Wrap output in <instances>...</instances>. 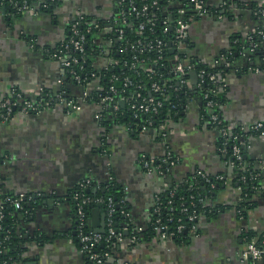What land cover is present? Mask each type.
<instances>
[{
    "label": "crops",
    "instance_id": "obj_1",
    "mask_svg": "<svg viewBox=\"0 0 264 264\" xmlns=\"http://www.w3.org/2000/svg\"><path fill=\"white\" fill-rule=\"evenodd\" d=\"M47 1H53L50 11L32 14H13L0 2V96L15 90L35 99L45 91L53 94L64 88L41 113L16 112L0 122L1 192L24 194L35 203L17 225L26 243L20 260L13 264H102L89 260L73 240L78 218L72 195L79 184L86 183L96 191L112 181L120 185L132 226L143 233L150 223L155 196L197 172L217 180L214 199L206 200L217 210L199 220L186 243L151 235L133 246L118 245L107 255L108 262L264 264V260L243 257L248 233L254 235L251 240L264 237V134L249 131L251 125L264 123V36L258 34L264 30V18L256 12L258 6L264 7V0H204L211 13L192 22L182 49L184 65L191 68L185 84L179 83L189 92L178 116L159 129L124 124L104 127L99 116L101 102L83 100V92L88 96L100 86L98 80L86 86L65 83V69L45 51L66 39L69 24L78 15L108 24L114 3L34 0L35 9ZM186 1L169 0L178 14ZM107 33L103 29L96 34L99 48L106 46ZM254 51L258 59L252 62L249 54ZM191 61L225 67L220 76L224 87L220 115L229 126L249 132L244 158L262 178L244 213L236 209L240 188L233 182V167L220 150V135L204 120L203 97L196 93L198 71ZM93 63L102 69L108 59L98 54ZM65 101L80 108L74 110ZM168 152L178 162L167 165L161 174L143 167V159L157 165ZM84 219L89 231L105 229L104 211L97 206L85 209Z\"/></svg>",
    "mask_w": 264,
    "mask_h": 264
},
{
    "label": "trees",
    "instance_id": "obj_2",
    "mask_svg": "<svg viewBox=\"0 0 264 264\" xmlns=\"http://www.w3.org/2000/svg\"><path fill=\"white\" fill-rule=\"evenodd\" d=\"M14 1L19 2V0ZM27 1L31 6H35L34 0ZM133 1L137 8L141 7L143 4L149 5L143 16L135 18L133 15H128L129 8L127 1H124L122 5H117L116 2L114 3V15L118 11L123 10L125 12V20L118 25V27L123 30L120 42H117L114 39L110 46H108V44L105 46L104 44V48L108 46L111 58L116 61L113 66L107 69H97L94 66V59L98 58V54H100L98 50L99 46L95 43L96 34L102 31L101 28L105 24L101 20L93 21L88 15H82V19L75 18L73 20V22L78 20L76 26L78 32L85 34L83 53L73 51V49H70L66 53V51L60 47V44L54 48H45V51H47L48 54L59 52L68 56L76 57L77 62L72 63L69 68L64 70L63 80L65 83H75L74 75L79 76L81 83H85V78L90 81L98 80L100 86L95 88L91 93L89 92L86 100L97 101L100 103V99L103 95L110 94L109 88L111 85L115 88L117 94L124 99V103L120 104L119 99L116 97L117 94L114 95V98L117 100V110H113L109 105L102 107L101 122L104 127H110L116 124L143 126L147 125V122L150 121V127L159 129L160 126L167 124L169 119H175L178 116L185 96L189 92L187 88L180 85L178 75L174 71L175 66L179 61L183 63L185 61V53L182 49L176 47L173 39L174 32L172 30L180 15L178 14L177 9L171 6L169 0ZM153 1H156V4L151 5ZM52 2L53 1H47L39 4L36 9L50 11L52 7L51 4H53ZM4 3L7 5L11 13H22L16 12V10L9 5L7 0H5ZM43 5H46V7H43ZM183 8L186 11V16L190 12L189 6L184 4ZM111 20L112 19H110V21ZM164 21H166L169 26L166 32H163V27L165 25ZM141 22L144 23L142 30L139 29V24ZM94 23L99 24L100 29H92L90 32H86V28ZM70 36L71 32L68 27V35L65 40ZM111 37H113V32L107 33L104 38L105 43L108 41L107 39ZM29 39L30 38L27 40ZM253 39L257 40L258 36L254 35ZM158 40L162 42L160 48L156 47ZM184 43L185 40L183 44ZM235 47H237V50L240 48L239 45H235ZM234 53L235 52L231 53V55H234ZM249 58L250 61L255 62L258 59V55L254 51L249 54ZM191 63H194L193 65H190L194 66L197 71L204 69L208 73L215 74V81L208 80L207 76H205L202 82L198 81L196 93L201 95V97H203L204 94H208L211 100L218 103L219 107L216 109L220 114V105L224 100V87L222 86L220 76L226 71L225 67L222 65L209 67L195 64V62L192 61ZM92 73L94 74L93 76ZM126 81H128L127 85L124 84ZM153 82L157 83L159 86L157 91L152 90L151 84ZM61 88L60 91L53 94L49 91H45V93L39 95L36 100L43 99L42 101H50L53 105L59 92L61 94L64 92V88ZM23 98L25 99L26 96ZM27 98L31 99L30 97ZM143 98H153L155 101H160L161 106H159L158 111L154 114H143L134 118L130 106L133 103L141 102ZM18 101L20 104V100ZM202 106L204 120L207 121L208 114L212 112V109L205 107V99L202 100ZM204 108H206V110H204ZM248 133L249 132H244L240 128L231 127L228 133V141L224 146L226 152L223 153L226 160H233V157L231 156V146L236 142L239 144L242 151V165L239 164L237 167H234L233 178L234 184L240 188V200L236 209L242 213L251 206L254 194L259 191L262 178L261 173L251 166H248L246 163L247 161L244 158V142ZM160 165L162 172L165 171L167 166L166 163L160 162ZM207 177H201L199 174L194 173L192 176H188L180 182L173 183L159 195L160 200L163 202L162 205H165L167 200H171L170 207L174 217V221L167 223V212L165 209H162L160 213L162 223L168 224L171 230H175L178 223H183L185 225L184 229L178 233L175 232L172 237V240L177 243H186L190 234L189 229L191 226V222L186 218V215L180 214L179 212L181 205L189 207L190 203L193 202V209L196 210L199 219L209 217L217 210L216 206L214 207L206 203V200L214 199L217 180L212 176ZM75 192H78L79 194L83 193L84 195L93 198H102L103 202L100 204L102 209H104L107 198H111L114 208L112 214V226L116 231L121 232L125 239L132 234H135L137 242H140L142 238L157 235L150 225H148V228L143 233L137 231L132 226L133 224L130 220L122 214L121 211L128 212L129 208L124 197L123 188L116 182L112 181L104 186L102 185L96 192L90 190L89 186L84 188L78 186ZM15 196L16 195L12 194H3L0 189V204L4 206V217L0 220V241L2 243L0 247L1 264H13L17 260H20L21 255L24 253L26 239L18 230L17 225L23 220H21V217L26 216V214L28 215L35 207V203L32 202V199L22 200L21 208H16L12 204L5 202L7 197ZM200 199L201 201H199ZM85 209L89 211L91 205H86ZM188 212L190 213V211ZM177 218L180 220L175 221ZM124 226L127 227L126 235ZM253 237L254 235L251 233L246 235L247 241L253 239ZM73 240L76 244L78 243V245H81L76 234L73 235ZM255 243L264 248V237L258 236ZM118 245H121V243H118L115 238H111L109 241L104 240L101 243L95 244L92 249L103 257L102 264H110L107 255Z\"/></svg>",
    "mask_w": 264,
    "mask_h": 264
},
{
    "label": "built area",
    "instance_id": "obj_3",
    "mask_svg": "<svg viewBox=\"0 0 264 264\" xmlns=\"http://www.w3.org/2000/svg\"><path fill=\"white\" fill-rule=\"evenodd\" d=\"M5 0H0V2H4ZM9 2V5L12 6L13 9L16 10V12H28V13H35L37 12V9H35L34 6H31L27 0H19L14 1V0H7ZM113 3L116 2L117 5H122L124 1H127L128 3V15H133L135 18H139L143 16L148 9L149 5L143 4L141 7L137 8L136 5L134 4L133 0H111ZM156 4V1H153L151 5ZM150 5V6H151ZM185 5L189 6L190 12L185 16V9L182 7L179 11V18L176 20V23L173 27V39L176 44V47L179 49H183L184 45V39L186 38L188 29L190 28L192 22H194L195 19L208 15L210 14V10L206 6L204 0H187L185 2ZM43 7H46V5H43ZM257 13H259L263 18H264V7L258 6ZM76 18L82 19V15H78ZM125 18V12L123 10L118 11L115 15H113L112 20L108 22V24L103 25L101 28L102 30L105 29L108 31V33L113 32V37L107 39L106 44L110 46L112 44L113 40L115 39L117 42H120L123 34V30L118 27L121 23L124 22ZM78 24L77 21H72L69 24V31L71 32V36L67 39L64 40L60 43V47L66 51V53L70 50L73 49V51H77L79 53H83V44L85 40V34L79 33L76 26ZM164 27H163V32H166L169 28L168 23L164 21ZM144 27V23L141 22L139 24V29L142 30ZM92 29H100L99 24H92L89 25L86 28V32H90ZM258 34L261 36H264V30L263 31H258ZM162 45V42L160 40L157 41L156 47L160 48ZM103 47L99 48L100 54L105 56L108 59V64L103 68L107 69L113 64L116 63L111 58L109 48ZM48 54V52L46 51ZM50 57L55 59L56 61L59 62V64L64 68L67 69L71 66L72 63H76L77 59L76 57L68 56L66 54L62 53H53V54H48ZM133 66V64H132ZM191 66L189 65H184L183 62L179 61L176 66L174 71L178 75L179 82L182 84H185L186 82V75L188 71L190 70ZM94 74L92 73V76ZM205 76L208 77V80L210 81H215V74L208 73L204 69H201L198 71V77H199V82H202L205 78ZM74 79L76 83H81V80L78 75H74ZM90 80L85 78V83H81L83 85L89 84ZM125 85L128 84V81L124 83ZM152 90L157 91L159 89V86L157 83L153 82L151 84ZM109 93L110 94H105L102 96L101 100V105L102 107L105 105H109L112 107L113 110H117V105L116 102L117 100L114 98V95L117 94V91L115 88L111 85L109 88ZM26 96V95H24ZM23 94L21 92H17L15 90H11L8 92L7 95L5 96H0V122H6L13 114L20 113V114H38L44 111L46 108H48L51 103L50 101H42L43 99H29L26 98L24 99ZM116 97L119 99V102L123 99L120 97V95H116ZM60 98V96H59ZM87 98V93L83 92V100H86ZM203 99H205V107L212 109V112L208 114V122L210 125H212L219 133L220 135V150L222 153L226 152L225 149V144L228 141V133L229 130L231 129V126L227 124V122L224 121V119L221 117L219 112L217 111L218 103L211 100L209 98L208 94L203 95ZM20 100V104L19 101ZM121 103V102H120ZM19 105V106H18ZM65 105L74 109L78 110L80 106L78 104H74L72 101H65ZM18 106V107H17ZM159 106H161L160 101H155L153 98H148L145 99L143 98L141 102L139 103H133L130 108L132 109V115L134 118L139 117V115L143 114H154L158 111ZM17 108V109H16ZM206 110V108H204ZM100 118H101V113H100ZM146 124V123H145ZM145 126H150V121L147 122V125ZM249 131L253 133H260L264 134V123H255L251 125L249 128ZM235 139V137H234ZM231 156L233 157V160H227L229 164L233 167L237 165H242V151L239 146V144L233 143L231 146ZM161 162H165L166 165L169 164H176L178 162V158L174 156L171 152H168L165 158L161 160ZM142 165L143 167L149 171V172H155L158 174L162 173L161 165L160 163L157 165H152L148 160L143 159L142 160ZM246 166V165H245ZM247 167V166H246ZM196 174H199L201 177L206 176L201 173L197 172ZM244 178V177H242ZM88 184L82 183L79 184V187L84 188L87 187ZM160 193H158L155 196L154 199V206L151 211V218H150V223L149 225L151 226L152 230L156 232V234L162 238H167V239H172L174 236L175 232H180L182 229L185 228V225L183 223H178L177 226L175 227V230H171L168 224L162 223L160 213L162 209H165L167 212L166 216V222H172L174 221V217L172 214V209L170 207L171 205V200H167L165 205H162V201L159 198ZM73 198L76 199V213H77V226H76V237L81 244V251L86 255V257L94 261L96 263H102L103 257L93 251L92 247L95 244L101 243L104 240L109 241L111 238H115L118 243L127 245V246H133L137 243V237L136 235L132 234L130 237L125 239V237L122 236L121 232L116 231L113 226H112V214L114 212L113 208V202L111 198H107L105 206H104V214H105V229L103 233H97V232H92L87 229L86 223H85V206L86 205H93V206H100L102 204L103 200L100 197L93 198L87 195H84L83 193H78L75 192L73 194ZM28 199L24 194L16 195L15 197H7L5 199V202H8L12 204L16 208H21V201ZM201 201V199L199 200ZM203 201V200H202ZM191 207V208H190ZM4 206L0 204V220L3 219L4 217V211H3ZM194 208V203L191 202L190 206H180L179 212L180 214H185L186 218L191 222V226L189 229V233H194L196 232L197 225L199 222V217ZM190 211V213L188 212ZM122 214H124L125 217H127L130 222L131 218L128 212L126 211H121ZM180 219L177 218L175 221H179ZM124 230H127V227L124 226ZM138 231V230H137ZM2 243L0 241V247ZM243 257L244 259H251L254 261L257 260H264V248L258 246L255 243V240H250L247 241L245 244V248L243 251Z\"/></svg>",
    "mask_w": 264,
    "mask_h": 264
},
{
    "label": "water",
    "instance_id": "obj_4",
    "mask_svg": "<svg viewBox=\"0 0 264 264\" xmlns=\"http://www.w3.org/2000/svg\"><path fill=\"white\" fill-rule=\"evenodd\" d=\"M184 40H186V38L184 39ZM92 191H96V190H92ZM97 208H101V206H97ZM102 209V208H101ZM99 232H101V233H103L104 232V228L103 229H101V230H99ZM127 234V231L125 232V235Z\"/></svg>",
    "mask_w": 264,
    "mask_h": 264
}]
</instances>
